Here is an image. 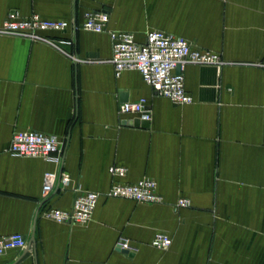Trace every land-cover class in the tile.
<instances>
[{
  "label": "crops",
  "instance_id": "crops-1",
  "mask_svg": "<svg viewBox=\"0 0 264 264\" xmlns=\"http://www.w3.org/2000/svg\"><path fill=\"white\" fill-rule=\"evenodd\" d=\"M13 10L71 28L44 33L61 49L0 36V237L35 239L0 264H264V0H0V27ZM92 10L108 12L109 30L140 42L164 31L223 64L185 67L194 102L177 106L137 71L116 76L105 62L109 34L82 29ZM142 98L148 127L119 112ZM18 131L65 141L71 183L43 210L71 209L79 187L103 194L144 178L157 181L164 203L102 197L83 226L37 216L45 174L57 166L11 155ZM114 166L125 177H113ZM180 199L189 207H177ZM157 233L171 238L166 249L151 245ZM120 240L130 252L116 248Z\"/></svg>",
  "mask_w": 264,
  "mask_h": 264
},
{
  "label": "built area",
  "instance_id": "built-area-1",
  "mask_svg": "<svg viewBox=\"0 0 264 264\" xmlns=\"http://www.w3.org/2000/svg\"><path fill=\"white\" fill-rule=\"evenodd\" d=\"M110 16L102 10L87 11L84 15L82 29L96 34L108 33L112 43V56L107 63L113 65L116 76L125 71H137L143 81L158 96L170 100L177 106L191 105L193 97L185 87L183 70L188 65L207 66L223 64L221 56L213 51L198 49L184 37L176 36L160 30H149L145 40H137L135 33L109 30ZM68 21L45 20L39 15L22 17L18 11H10L2 26L0 36L18 37L32 42H39L61 49L54 41L45 37L48 32H65L70 27ZM77 29V27L75 28ZM62 51V50H61ZM64 53V51H62ZM69 57L78 60L66 53ZM180 68V72L177 69ZM121 115L135 116L149 120L148 101L142 98L135 102L123 103L119 107ZM9 153L19 158L41 159L52 162L57 169L47 172L44 177L42 198L38 204L37 216H43L59 224L87 225L102 197L127 199L138 204H163L164 199L158 192V183L154 179L144 178L133 184L115 182L106 193L84 191L76 188V197L71 209L43 207L60 189H67L71 176L64 171L66 155L65 141L54 135L37 131L15 132ZM110 174L115 178H123L127 173L124 167H111ZM190 201L180 199L177 207H189ZM171 238L164 233H157L151 245L157 249H166ZM29 243L21 234L0 237V256L9 250H26ZM120 251H131L127 241L120 240L116 244Z\"/></svg>",
  "mask_w": 264,
  "mask_h": 264
},
{
  "label": "water",
  "instance_id": "water-1",
  "mask_svg": "<svg viewBox=\"0 0 264 264\" xmlns=\"http://www.w3.org/2000/svg\"><path fill=\"white\" fill-rule=\"evenodd\" d=\"M177 72H180V68L177 69ZM123 100L124 101H127V95L125 93H123ZM149 120L147 119H137L135 120V126L136 127H148L149 126ZM35 242V239L34 237L31 239V241L29 242V246H31L32 243ZM125 252H128V251H125Z\"/></svg>",
  "mask_w": 264,
  "mask_h": 264
}]
</instances>
